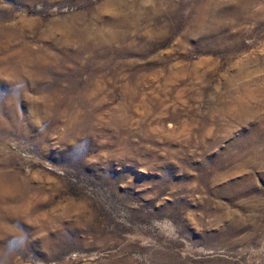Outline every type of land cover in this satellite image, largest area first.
I'll list each match as a JSON object with an SVG mask.
<instances>
[{
	"label": "rangeland",
	"instance_id": "rangeland-1",
	"mask_svg": "<svg viewBox=\"0 0 264 264\" xmlns=\"http://www.w3.org/2000/svg\"><path fill=\"white\" fill-rule=\"evenodd\" d=\"M0 264H264V0H0Z\"/></svg>",
	"mask_w": 264,
	"mask_h": 264
},
{
	"label": "clouds",
	"instance_id": "clouds-1",
	"mask_svg": "<svg viewBox=\"0 0 264 264\" xmlns=\"http://www.w3.org/2000/svg\"><path fill=\"white\" fill-rule=\"evenodd\" d=\"M25 244V239L22 235H15L13 238L8 242L10 248H18Z\"/></svg>",
	"mask_w": 264,
	"mask_h": 264
}]
</instances>
